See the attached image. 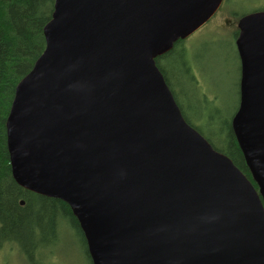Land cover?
<instances>
[{
    "label": "water",
    "instance_id": "95a60500",
    "mask_svg": "<svg viewBox=\"0 0 264 264\" xmlns=\"http://www.w3.org/2000/svg\"><path fill=\"white\" fill-rule=\"evenodd\" d=\"M223 1L55 0L7 148L18 185L70 206L93 264H264V10L238 21L231 121L257 188L186 121L156 62Z\"/></svg>",
    "mask_w": 264,
    "mask_h": 264
},
{
    "label": "trees",
    "instance_id": "16d2710c",
    "mask_svg": "<svg viewBox=\"0 0 264 264\" xmlns=\"http://www.w3.org/2000/svg\"><path fill=\"white\" fill-rule=\"evenodd\" d=\"M234 1L236 0H227ZM255 4L257 6L243 13L235 12L237 20L253 11L264 10V0H257ZM54 7L55 0H0V247L15 246L27 264H37L38 261L53 264L49 258L54 251L46 250L45 253L40 249L46 246L45 242L52 239L55 232L60 235L66 231L69 224L76 226L84 237L77 218L66 202L39 195L18 185L12 176L7 148L6 120L16 86L45 50L43 30L52 18ZM234 31L236 44L239 30L236 28ZM185 42L186 40H179L175 43L172 50L156 59L157 65L186 121L216 150L227 155L257 188L232 129V117L238 107L231 118L222 119L219 108H208L213 101L207 97L199 98L203 108L197 111L185 107L177 91L174 82L176 77L170 74L167 59L174 61L177 67H182L185 73H191L194 83L196 82L191 53ZM84 240L86 243L85 237ZM87 254L93 264L88 248Z\"/></svg>",
    "mask_w": 264,
    "mask_h": 264
},
{
    "label": "rangeland",
    "instance_id": "374dc122",
    "mask_svg": "<svg viewBox=\"0 0 264 264\" xmlns=\"http://www.w3.org/2000/svg\"><path fill=\"white\" fill-rule=\"evenodd\" d=\"M257 0H224L217 13L200 29L186 39L190 50L193 74L185 73L174 61L167 59L168 70L176 77L177 91L188 109L201 110L199 98L205 96L213 101L208 108H219L222 119L231 118L238 107L240 59L235 44L236 16L255 6ZM57 231V230H56ZM59 231V230H58ZM52 239L41 248L54 251L49 261L53 264H91L84 237L78 228L68 225L60 235L55 232ZM41 252V251H40ZM42 252V253H43ZM41 253V254H42ZM0 264H27L15 246L0 247ZM37 264H43L38 261Z\"/></svg>",
    "mask_w": 264,
    "mask_h": 264
},
{
    "label": "flooded vegetation",
    "instance_id": "af4514ba",
    "mask_svg": "<svg viewBox=\"0 0 264 264\" xmlns=\"http://www.w3.org/2000/svg\"><path fill=\"white\" fill-rule=\"evenodd\" d=\"M224 2V1H223ZM254 12V11H253ZM236 26H237V29H238V25L236 24ZM239 30V29H238Z\"/></svg>",
    "mask_w": 264,
    "mask_h": 264
}]
</instances>
